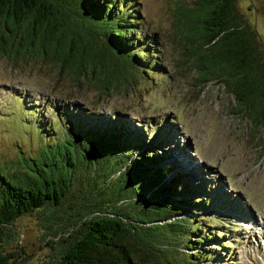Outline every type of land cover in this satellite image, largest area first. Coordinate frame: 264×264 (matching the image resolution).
Listing matches in <instances>:
<instances>
[{
  "label": "trees",
  "instance_id": "obj_1",
  "mask_svg": "<svg viewBox=\"0 0 264 264\" xmlns=\"http://www.w3.org/2000/svg\"><path fill=\"white\" fill-rule=\"evenodd\" d=\"M235 1L178 4L175 26L188 46L194 85L203 90L219 84L256 139L264 128V43L260 48ZM139 15L134 0H0V55L40 56L74 78L85 65L91 71L122 69L127 84L136 73L159 76L164 55L154 33L141 34ZM116 76L105 73L103 88L110 80L119 85ZM63 104L28 100L17 111L30 139L27 155L16 153L13 168L0 164V264H23L3 245L14 240L13 221L32 213L55 239L50 264L221 262L210 239L234 232L233 210L220 198H202L207 185L178 171L181 154L172 157L162 148L171 135L163 140L159 129L149 140ZM207 208L212 215L203 214Z\"/></svg>",
  "mask_w": 264,
  "mask_h": 264
},
{
  "label": "rangeland",
  "instance_id": "obj_2",
  "mask_svg": "<svg viewBox=\"0 0 264 264\" xmlns=\"http://www.w3.org/2000/svg\"><path fill=\"white\" fill-rule=\"evenodd\" d=\"M134 1L140 12L141 34L154 33L164 55L159 76L145 78L136 73L127 84L122 69L115 71L116 76L102 67L92 73L85 65V73L74 78L69 69L60 70L57 62L40 56L26 54L14 59L13 55H0V164L11 169L16 153L26 154L30 135L22 133L17 111L29 106L28 100L41 105L63 102L68 110L91 113L95 122L112 119L127 130L143 132L149 140L161 129V139L171 135L162 148L172 157L182 156L178 171L207 185V195L201 197L220 198L233 210L235 224L230 229L234 232H219L217 239H210V247L220 253L218 264H264V128L253 139L248 122L231 111L232 99L219 84H207L203 90L194 85L188 46L179 39L174 17L176 5H189L190 0ZM235 8L248 28L256 31L255 40L262 48L264 0H236ZM105 73L116 76L120 84L110 80L104 89L100 78ZM49 114L44 110L42 116ZM30 144L36 143L31 140ZM74 194L73 204L78 205L79 193ZM207 210L203 214L212 215ZM41 223L35 213L15 219L10 227L14 240L3 245L4 250L23 264H50L57 245L52 232Z\"/></svg>",
  "mask_w": 264,
  "mask_h": 264
}]
</instances>
